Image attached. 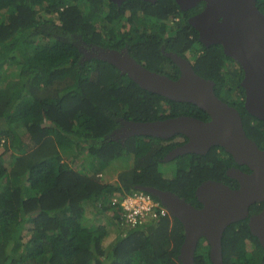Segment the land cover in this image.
Instances as JSON below:
<instances>
[{
  "label": "trees",
  "instance_id": "1",
  "mask_svg": "<svg viewBox=\"0 0 264 264\" xmlns=\"http://www.w3.org/2000/svg\"><path fill=\"white\" fill-rule=\"evenodd\" d=\"M203 5L182 10L176 0H0V264H181L184 228L176 217L128 226L111 198L150 187L201 207L195 190L202 181L238 186L226 174L235 162L215 146L224 156L216 150L179 155L175 169L163 172L159 165L187 137L134 134L129 125L209 115L141 88L93 53L125 47L147 69L172 79L180 71L166 54L189 59L264 149V120L244 108L242 67L221 44H202L188 21ZM256 5L264 13V0ZM121 158V172L108 180L103 174ZM262 206L251 205L249 213ZM99 213L114 226L110 242L107 224L91 220ZM247 221L226 227L224 264L263 261L264 248ZM208 249L202 238L194 264H212Z\"/></svg>",
  "mask_w": 264,
  "mask_h": 264
},
{
  "label": "water",
  "instance_id": "2",
  "mask_svg": "<svg viewBox=\"0 0 264 264\" xmlns=\"http://www.w3.org/2000/svg\"><path fill=\"white\" fill-rule=\"evenodd\" d=\"M201 1H204L203 10L189 18V23L198 31L202 44H221L224 53L239 63L243 70L240 85L245 94L244 108L264 120V13L256 0H176L182 10ZM93 54L115 65L141 88L173 101L191 102L209 115V120L177 116L129 125L131 132L139 135L162 138L185 135L187 141L171 150L166 159L187 153L203 155L210 147L221 146L237 164L250 170H227L226 174L238 182L235 188L211 179L202 181L195 190L201 207L170 191L144 188L182 223L184 240L178 255L182 264H194V251L201 238L209 246L212 264H224V231L231 223L245 218L250 233L264 248V149L246 135L239 111L215 94L214 82L199 76L189 59L174 52L166 55L179 67L180 75L176 79L147 69L126 48L98 47ZM260 202L261 210L250 214V206Z\"/></svg>",
  "mask_w": 264,
  "mask_h": 264
},
{
  "label": "built area",
  "instance_id": "3",
  "mask_svg": "<svg viewBox=\"0 0 264 264\" xmlns=\"http://www.w3.org/2000/svg\"><path fill=\"white\" fill-rule=\"evenodd\" d=\"M111 201L121 208L123 223L132 227L168 215L166 206L158 198L143 190L125 193L121 197L114 196Z\"/></svg>",
  "mask_w": 264,
  "mask_h": 264
},
{
  "label": "rangeland",
  "instance_id": "4",
  "mask_svg": "<svg viewBox=\"0 0 264 264\" xmlns=\"http://www.w3.org/2000/svg\"><path fill=\"white\" fill-rule=\"evenodd\" d=\"M168 69V68H167ZM234 97V94L230 93L229 95V100H231L232 98ZM124 163H125V159L124 158H121L119 159L117 162H113V165L107 169L106 173L103 174L104 177H107L108 180H114L117 178V174H119L122 170L121 167H118V165H123L124 166ZM128 164V163H127ZM130 164V163H129ZM159 168L163 171V172H167V171H171V170H174L175 169V164L174 163H162L159 165ZM125 169V167H124ZM89 212V211H87ZM109 213V212H108ZM104 213H99L97 215L93 214L91 215V220H93V222H95L96 224H98L99 222L100 223H106L107 225V228L109 230V235H108V242L112 241L115 237V231H114V226L111 225V223H108V221L106 220V217L103 216ZM110 215V213L108 214ZM106 220V221H105ZM202 241V238L199 239V242ZM108 244H106L105 246H107ZM251 246V245H250ZM196 250V249H195ZM195 253V251H194ZM180 263L182 264V260L178 257Z\"/></svg>",
  "mask_w": 264,
  "mask_h": 264
},
{
  "label": "flooded vegetation",
  "instance_id": "5",
  "mask_svg": "<svg viewBox=\"0 0 264 264\" xmlns=\"http://www.w3.org/2000/svg\"><path fill=\"white\" fill-rule=\"evenodd\" d=\"M203 8H204V5H203ZM203 8H202L200 11H202ZM188 9H189V8H188ZM188 9H186V10H188ZM200 11H199V12H200ZM196 14H198V13H196ZM196 14H195V15H196ZM192 16H194V15H192ZM192 16H191V17H192ZM191 17H189V18H191ZM189 18H188V19H189ZM173 20H174V21H179V17H174ZM123 49H125V47H123ZM172 137H177L179 141H183V140H184V138L182 137V134H175V135H173ZM177 146H179V145H177ZM177 146L173 147L171 150H173V149L176 148ZM214 147H215V146L211 147V149H209V150H216L217 154H219V155H221V156H224V154H223V152L220 150V148H215V149H214ZM171 150H170V152H171ZM209 150H208V151H209ZM208 151H207V152H208ZM168 154H169V153H168ZM172 162L174 163L175 161L172 160ZM234 162H235V161H234ZM230 168H238V169H241L242 171L250 172V170H249V171L246 170L247 168L245 167V165H239V164H237L236 162H235L234 164L228 166L227 169H226V172H227V170L230 169ZM227 176H228V175H227ZM228 177H229V176H228ZM229 178H230V177H229ZM233 180H235V179H233ZM232 183H233V182H232ZM237 185H238V182H237Z\"/></svg>",
  "mask_w": 264,
  "mask_h": 264
},
{
  "label": "crops",
  "instance_id": "6",
  "mask_svg": "<svg viewBox=\"0 0 264 264\" xmlns=\"http://www.w3.org/2000/svg\"><path fill=\"white\" fill-rule=\"evenodd\" d=\"M182 135H183V134H182ZM184 143H185V142H184ZM184 143H183V144H184ZM179 146H180V145H179ZM177 147H178V146H177ZM212 147H213V146H212ZM210 148H211V147H210ZM210 148H209V149H210ZM209 149H208V150H209ZM206 153H207V152H206ZM206 153H205V154H206ZM181 155H183V154H181ZM181 155H180V156H181ZM203 155H204V154H203ZM167 156H168V154L166 155V157H167ZM178 156H179V155H176V156H173V157L167 159V160H168L167 162H168V163H173L172 160H173L175 157H178ZM175 164H176V163H175ZM175 167H176V165H175Z\"/></svg>",
  "mask_w": 264,
  "mask_h": 264
},
{
  "label": "clouds",
  "instance_id": "7",
  "mask_svg": "<svg viewBox=\"0 0 264 264\" xmlns=\"http://www.w3.org/2000/svg\"><path fill=\"white\" fill-rule=\"evenodd\" d=\"M149 193V192H148ZM165 217H173L170 213H169V211H168V215L167 216H165ZM164 218V217H163ZM161 219V218H160Z\"/></svg>",
  "mask_w": 264,
  "mask_h": 264
}]
</instances>
